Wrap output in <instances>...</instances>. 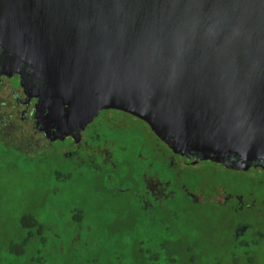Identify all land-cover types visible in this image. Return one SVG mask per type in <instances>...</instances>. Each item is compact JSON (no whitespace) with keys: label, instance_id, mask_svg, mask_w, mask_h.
Instances as JSON below:
<instances>
[{"label":"water","instance_id":"95a60500","mask_svg":"<svg viewBox=\"0 0 264 264\" xmlns=\"http://www.w3.org/2000/svg\"><path fill=\"white\" fill-rule=\"evenodd\" d=\"M0 44L66 135L120 110L177 155L264 169V0H0Z\"/></svg>","mask_w":264,"mask_h":264},{"label":"flooded vegetation","instance_id":"af4514ba","mask_svg":"<svg viewBox=\"0 0 264 264\" xmlns=\"http://www.w3.org/2000/svg\"><path fill=\"white\" fill-rule=\"evenodd\" d=\"M44 87L45 83L34 74L32 65L21 61L0 44V151H17L29 159L59 146L58 149H62L58 150L59 153L66 151L67 157H78L76 161L87 166L84 167L86 172L89 169L96 171L108 191L127 193L129 191L124 190L126 187L121 186L132 185V190L128 189L131 195L137 197L142 218L139 221L144 238L137 250L143 256V264H195L192 243L198 237L191 232L193 221L190 215L204 208L226 210L234 217L240 213L255 217L253 222L237 220L229 226L226 236L231 245L228 250H233L229 254L231 258H237V252H244L243 259L251 262V253L264 247V197L259 198L248 190L254 181H263L260 177H264V169L254 164L247 169L239 166L230 169L204 159L202 154L177 155L155 136L145 122L120 110H102L79 135L76 132L66 135L46 118L50 110ZM133 120L140 126L137 134L146 138L143 147L135 151L136 157L144 154L142 162L148 167L146 172L145 167L141 170L135 165L119 166V163L108 168L101 163V156L82 158L77 153L80 146L87 142L99 143L104 146L101 147V155L123 156L125 160L128 147L114 139L122 137ZM107 131L111 136L107 135ZM49 174L55 185L67 183L73 176L71 167L62 166L55 167ZM239 177L247 180L235 182ZM227 178L234 180L227 183ZM53 193L60 198V190L56 189ZM64 206L58 218L65 220L69 214L68 218L78 224L76 234L82 236L83 211L78 207ZM38 218L42 216H26L24 220L33 227ZM19 232L21 235L24 233L22 227ZM182 257H186L184 261L187 263L182 262Z\"/></svg>","mask_w":264,"mask_h":264},{"label":"rangeland","instance_id":"374dc122","mask_svg":"<svg viewBox=\"0 0 264 264\" xmlns=\"http://www.w3.org/2000/svg\"><path fill=\"white\" fill-rule=\"evenodd\" d=\"M138 130L140 126L134 120L130 121L129 129L122 137L114 139L128 147L129 153L125 160L123 156L101 155L100 152L103 150L101 147L104 148V146L99 143L87 142L80 146L77 153L82 158L101 156V163L108 168L119 163V166L121 164L135 165L141 170L145 167L146 172L148 167L142 162L144 154L135 156V151L142 148L146 142L144 136L137 134ZM109 132H106L107 135H110ZM58 147L29 159L23 156L25 154L21 155L17 151H0V247L4 246L8 240L19 238L21 223L26 216L36 218L40 215L51 223L62 214L65 204L68 208L78 207L84 213L81 239L79 244L71 248L85 253V247L91 244L87 236H97L98 244L92 245L98 249V256L106 260L105 264H115L110 258L113 254L121 257L120 263L116 262V264H122L123 261L126 262L124 264H141V256L137 249L144 238L141 234L142 224L139 221L142 218L137 197L130 193L132 185L121 186V188L126 187L124 190L129 191L127 193L108 191V187L104 185L101 178L97 177L96 171L88 168L90 171L86 172L87 166L79 164L76 161L78 157L76 159L67 157L65 155L67 152L59 153L58 150L62 149ZM110 147L112 149L111 145ZM57 166L71 167L72 179L67 183L55 185V181L49 177V172ZM131 173L135 176L134 171ZM149 178H151L150 175ZM260 178L263 181H254V185L249 186L248 190L262 198L264 197V177ZM232 179L227 178L226 182L232 183L234 180ZM243 180L247 178L239 177L235 179V182L240 183ZM115 182L118 183L119 180L115 178ZM56 189L61 192L60 198L53 193ZM190 216L193 221L191 232L198 237L192 243L195 247V264H264V247L257 248L251 253V262L243 259L244 252H237V258L234 256L236 260L229 255L233 251L228 250V246L231 247L226 236V232L230 230L229 226L237 220L253 222L255 220L253 215L240 213L234 217L226 210L204 208L191 213ZM23 234H20V239ZM38 243L36 239L26 248L29 256L35 252ZM68 245L71 246L70 240ZM87 253H93V249L88 250ZM184 259L186 257H182V262L187 263Z\"/></svg>","mask_w":264,"mask_h":264},{"label":"trees","instance_id":"16d2710c","mask_svg":"<svg viewBox=\"0 0 264 264\" xmlns=\"http://www.w3.org/2000/svg\"><path fill=\"white\" fill-rule=\"evenodd\" d=\"M68 217L65 220L57 218L51 223L45 218H38L37 224L33 227L29 221L23 220L21 223L22 233L24 232L22 239L13 238L0 247V264H105L106 260L101 259L97 254L98 249H95L99 242L96 240L97 236H87L91 244H87L85 253L71 248L79 244L81 237L76 234L79 231L78 224ZM57 232L61 233L57 234ZM93 232L95 233L94 229ZM36 239L39 242L37 248L29 256L26 248ZM69 240L71 246L68 245ZM93 243L95 246L92 245ZM90 249H93V253L89 254L87 251ZM110 258L115 264L120 263V255L113 254ZM142 258L143 256H141V264L144 263ZM124 263L126 262L123 261L122 264Z\"/></svg>","mask_w":264,"mask_h":264}]
</instances>
